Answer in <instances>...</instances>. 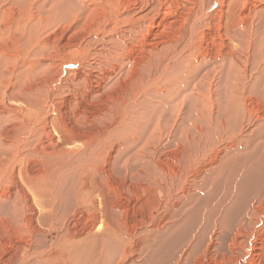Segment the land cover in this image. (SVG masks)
<instances>
[{
  "label": "bare ground",
  "instance_id": "obj_1",
  "mask_svg": "<svg viewBox=\"0 0 264 264\" xmlns=\"http://www.w3.org/2000/svg\"><path fill=\"white\" fill-rule=\"evenodd\" d=\"M170 2L159 0L153 7L172 16ZM183 11L170 20L176 25L170 36L142 44L134 72L122 81L126 87L109 103L118 104L126 131L141 139L145 129L157 134H150L149 144L128 132L135 145L141 144L139 156L127 141L119 158L125 142H109L113 127L75 136L68 135L71 124L57 128L50 99L54 76L72 59L68 62L67 54L58 59L56 74L57 58L53 62L41 53L61 48L80 51V58L91 40L97 54L114 55L118 70L123 33H136L140 26L134 6L120 10L116 0H0V264H264V0H193ZM54 25L63 39L74 30L78 35L55 41L49 32ZM110 75L103 71L101 79ZM107 107L92 109L85 122L105 117ZM40 134L48 139L45 148L39 146ZM158 146L171 159H158ZM155 157L149 168L133 162ZM101 158L105 167L99 168L95 161ZM25 159H42L46 166L47 205L40 200L35 173L23 172ZM106 169L111 179L102 180ZM225 170L231 174L220 176ZM64 182L66 194L58 189ZM61 200L69 203L66 211ZM143 203L148 209L142 210ZM154 209L163 213L150 230ZM144 211L146 216L140 215ZM133 213L138 223L130 218ZM102 242L111 243L112 257L94 253Z\"/></svg>",
  "mask_w": 264,
  "mask_h": 264
},
{
  "label": "rangeland",
  "instance_id": "obj_2",
  "mask_svg": "<svg viewBox=\"0 0 264 264\" xmlns=\"http://www.w3.org/2000/svg\"><path fill=\"white\" fill-rule=\"evenodd\" d=\"M136 1H138V2H136ZM144 1H146V0H116V4H118V7H119V9L121 10H129V9H132L133 8V6H134V8H135V13L136 14H139V16H137L138 18L136 19V21H137V23H136V25L139 23V25L140 26H138L137 28H134V30L136 31V33H130L129 31H127L126 30V32H127V34H126V32L124 31V33H123V37H126L125 38V40H124V44H121V45H118V48H119V46H120V48L118 49L119 51V55H121V57L120 56H116V58H117V60L119 61V64H121V65H119V68H117L118 70H116L115 69V67L113 66L114 64H115V57H114V55H111V56H109L108 55V53H105L106 52V50L104 51V52H102L101 54H97V52H96V50H95V44L96 43H94V42H92L91 40H89L88 42H90V44H89V50H84L82 53H83V55L84 56H82V55H80L79 54V57L80 58H77V52H79L80 53V51H67V50H65L64 49V52L61 50V48H56V49H53V52H52V55H51V52H45V53H41V56L43 57V56H45V57H43L44 59L45 58H52V60L54 59V61L53 62H55L56 61V58H57V61L55 62V64L57 65H55L56 67H57V69H56V67H55V72H56V74L58 73V68H59V63H58V59L59 60H62V59H65V57L66 58H69L68 59V62L72 59V61H70V63L68 64V66L66 65V66H64L63 67V71L64 72H61V74H60V76H54L53 74H52V76H54V77H56V81H55V84H54V86H53V94H52V97L50 98L51 100L53 99V103H54V105L56 106V112H54V114L52 115V117H54L55 118V125L57 126V128L59 129V130H65L68 126H71L72 125V127H73V129L68 133V135L69 136H75V135H78L79 133L80 134H86V133H88L87 131H92V130H94L96 127L97 128H106V127H113V129H115L114 130V133H113V135H112V139H111V141H109V142H112V141H114V143L115 144H119V143H122V141L123 142H125L124 144H122L121 145V149H119L118 150V152H117V154H116V156L117 157H119V156H123L124 155V151L126 150V148H128L127 147V145H129V148L134 144L133 143V141L129 138V135L127 134L128 132L132 135V137H134V138H137V140H148V138H149V136H150V134H151V136H153V138H155L156 136H157V134H155V133H152V131H151V133L149 132V131H147L146 129L145 130H143V132L145 133V138H143V139H141L140 138V135L141 134H139V133H136V131L135 132H133V131H131V130H128V131H126V129H123L124 127H125V124H124V121L122 122V120H120V118H119V114H118V110H119V108H118V104L116 105V107H115V105H114V103H113V105L111 106L109 103L112 101V100H115V99H117V97H118V95H120L121 94V92L124 90V88L126 87V86H123V80L125 81L126 80V78H127V75H128V72H130L129 70H131L132 72H134L133 70L135 69V65L136 64H138V62L137 61H139V58L142 56L141 54H143V51H144V46H146V44L148 43V42H153V40H156L157 38H158V40H160V41H163V39L165 38H167L168 36H170L173 32H174V30H175V24H172V22H173V20H174V17L173 16H175V15H177V16H181V15H183L184 14V11H183V8H184V6H187L188 4H190L193 0H162V2H166L167 3V1H171L170 2V4L173 2L175 5L173 6V3L171 4L172 6H171V8H172V12H171V14H172V16L171 15H169V13H167L166 11H165V9H164V11L166 12H164V11H162L163 9H161V10H157V8H155V7H153V5H155L156 3H157V1H159V0H148V4H149V6H148V8H145V2ZM180 1V2H179ZM184 1V2H183ZM142 2V3H141ZM178 2V3H177ZM182 2V3H181ZM188 4H187V3ZM125 3V4H124ZM183 6H181L180 4ZM124 4V5H123ZM127 4H129V5H127ZM131 4H132V6H131ZM152 4V5H151ZM141 6V7H140ZM176 6V7H175ZM177 6H178V8H177ZM180 6V7H179ZM144 7V8H143ZM154 8L152 11H150L149 12V9L150 8ZM125 8H127V9H125ZM143 10V12H142V10ZM145 10V11H144ZM180 10V11H179ZM148 11V12H147ZM141 12V13H140ZM154 12V13H153ZM162 12V14H161V16L162 17H160L159 15H157V14H159V13H161ZM164 12V13H163ZM153 13V14H152ZM175 13V14H174ZM151 14V15H150ZM165 14V16L166 17H164L163 15ZM167 14V15H166ZM142 15V16H141ZM157 15V16H156ZM148 16V17H147ZM159 16V17H158ZM177 16H175V18L177 17ZM142 17H144V18H142ZM153 17H155V18H153V20H152V18ZM166 18L164 21H163V19L164 18ZM170 17H172V18H170ZM142 18V19H141ZM146 18V19H145ZM157 18V19H156ZM162 18V19H161ZM168 18V19H167ZM159 19V20H158ZM144 20V21H143ZM172 22H171V21ZM142 21V22H141ZM159 21V22H158ZM161 21H163V22H161ZM165 21H167V22H165ZM170 22V23H169ZM145 24V25H144ZM154 24V25H153ZM55 25H58L57 23L55 24ZM54 25V27H52V28H50L49 29V32H51L50 34V36L55 40V41H58L59 39L58 38H60V39H62L63 40V42L65 41V40H67V38L69 37V35H70V38H68L69 40L70 39H72V37L74 38L75 36H76V33H77V31L76 30H74V33L73 32H67L66 33V38L65 39H63V37L61 36V33L58 31V27H56ZM135 25V26H136ZM143 25V26H142ZM171 25V26H170ZM174 25V26H173ZM126 26H127V28L129 27L130 29L132 28L131 27V24L129 23V21H127L126 22ZM147 27V28H146ZM126 28V29H127ZM140 28V29H139ZM145 28V29H144ZM159 29H160V31H159ZM162 29V30H161ZM53 32H52V31ZM139 30V31H138ZM149 30V31H148ZM166 30H167V33H166ZM83 32L81 33V34H83V36L85 37V39L87 38V35H85V30L83 29L82 30ZM154 31H155V33H154ZM168 31H169V33H168ZM59 32V33H58ZM151 33V35H150V33ZM162 32V33H161ZM55 33V34H54ZM57 33V34H56ZM87 34V33H86ZM160 34V35H159ZM168 34V35H167ZM73 35H75V36H73ZM77 35H78V33H77ZM127 35H129V36H127ZM133 35V36H132ZM155 36V35H157L156 36V38L155 37H152V36ZM164 35V36H163ZM68 36V37H67ZM81 36V35H80ZM131 36V37H130ZM146 36V37H145ZM148 36H150V37H152V38H150V37H148ZM133 38V39H132ZM139 38V39H138ZM141 38H142V40H141ZM144 38H146V39H144ZM160 38V39H159ZM162 38V39H161ZM128 39H130L129 41H128ZM132 39V40H131ZM135 39V40H134ZM153 39V40H152ZM164 39V40H165ZM138 40V41H137ZM158 40H156V41H154V42H159ZM133 41H134V44H133ZM144 41V42H143ZM147 41V42H146ZM136 42H137V44H136ZM146 42V43H145ZM145 43V44H144ZM132 46H131V45ZM144 46H143V45ZM207 44L209 45V41L207 42ZM123 46V47H122ZM134 47H136V48H134ZM144 47V48H143ZM94 48V49H93ZM131 49V50H130ZM133 49V50H132ZM135 49V50H134ZM136 49H139V51L138 50H136ZM55 50V51H54ZM60 52H59V51ZM122 50V51H121ZM124 50V51H123ZM143 50V51H142ZM130 51H132V52H130ZM54 52H55V54H54ZM62 52V53H61ZM88 52H89V54H88ZM123 52V53H122ZM134 52V53H133ZM141 52V53H140ZM59 53V54H58ZM91 53V54H90ZM93 53V54H92ZM122 53V54H121ZM124 53L126 54V55H124ZM132 53V54H131ZM64 54H67L66 56L64 55ZM73 54V55H72ZM76 54V55H75ZM131 54V55H130ZM47 55H49V56H47ZM55 55V56H54ZM88 55V56H87ZM94 55H95V57H94ZM135 57L136 55V60H135V58L133 57V56ZM47 56V57H46ZM65 56V57H64ZM101 56V57H100ZM129 56H131V57H129ZM56 57V58H55ZM71 57V58H70ZM97 57V58H96ZM104 57V58H103ZM123 57V58H122ZM43 58H41V60H43ZM50 58V59H51ZM106 58H108L109 59V61H107V59ZM138 58V59H137ZM76 59V60H75ZM78 59V60H77ZM80 59V60H79ZM91 59V60H90ZM98 59H100V61H98ZM131 59V60H130ZM77 61V62H75V61ZM103 60V61H102ZM111 60V61H110ZM122 60V61H121ZM128 60H130V62L128 61ZM132 60L134 61V62H132ZM86 61H89V63L87 62L86 63ZM113 61V62H112ZM60 62V61H59ZM92 62V63H91ZM111 62V63H110ZM126 62H129V63H126ZM84 63V64H83ZM86 63V64H85ZM92 65H91V64ZM88 64H89V66H88ZM101 64V65H100ZM104 64V65H103ZM108 66H107V65ZM127 64V65H126ZM79 65V66H78ZM81 65V66H80ZM83 65V66H82ZM128 65H130V66H128ZM88 66V67H87ZM102 66V67H101ZM110 66V67H109ZM45 67H46V65H45ZM80 67V68H79ZM81 67H82V69H81ZM86 67V68H85ZM90 67V68H89ZM105 67H107V69L105 68ZM129 67V68H128ZM48 68H49V66H48ZM65 68V69H64ZM72 68V69H71ZM122 68V69H121ZM133 68V69H132ZM90 71H89V70ZM128 69V70H127ZM77 70V71H76ZM79 70V71H78ZM82 70H83V74H82ZM88 70V71H87ZM97 73H96V72ZM103 71H108V72H110L111 73V75L110 76H106L105 78H103V80L101 79L102 78V74H103ZM55 72H54V74H55ZM78 72H80L79 73V75L80 76H78L77 74H78ZM90 72V73H89ZM92 72V73H91ZM64 73V74H63ZM73 73V74H72ZM89 73V74H88ZM84 74H86V75H84ZM88 74V75H87ZM92 74V75H91ZM113 74H114V77H113ZM124 74V75H123ZM83 75V76H82ZM94 75V76H93ZM118 75V76H117ZM120 75V76H119ZM71 76V77H70ZM76 76V77H75ZM88 76V77H87ZM123 76V77H122ZM69 77H70V79L71 80H73V82H75V83H72V81L71 80H69ZM75 77V78H74ZM80 77H84V79H79ZM92 77V78H91ZM117 77V78H116ZM63 81H61L60 79ZM76 78H78V79H76ZM91 78V79H90ZM108 78V79H107ZM122 78H124V79H122ZM66 79V80H65ZM88 79L90 80V81H88ZM95 79H97V80H95ZM116 79V80H115ZM65 80V81H64ZM75 80V81H74ZM82 81V83H80L81 81ZM83 80H84V82H83ZM92 80H95V81H92ZM108 80L110 81V82H108ZM112 80V81H111ZM118 80V81H117ZM71 81V82H70ZM77 81V82H76ZM91 81H92V84H91ZM104 81V82H103ZM58 82V83H57ZM61 84H60V83ZM68 82V83H67ZM79 82V83H78ZM88 82V83H87ZM98 82V83H97ZM109 83V84H106V83ZM66 85H65V84ZM72 83V84H71ZM97 83V84H96ZM69 84V85H68ZM71 84V85H70ZM86 84V85H85ZM93 84H95V85H93ZM100 84V85H99ZM104 84V85H103ZM113 84H114V86H113ZM56 85V86H55ZM58 85H60V86H58ZM79 85V86H78ZM82 85L84 86L83 88L84 89H81L82 88ZM87 85H89V86H87ZM99 85V86H98ZM106 85V86H105ZM62 86H63V89H62ZM65 86H66V88H65ZM74 86H75V88H74ZM86 86V87H85ZM96 86V87H95ZM100 86H101V88H100ZM104 88H103V87ZM121 86V87H120ZM57 87V88H56ZM117 87V88H116ZM119 87V88H118ZM68 88V90H66ZM86 88V89H85ZM103 88V89H102ZM109 90H108V89ZM57 89V90H56ZM65 89V90H64ZM73 89V90H72ZM88 89H90V90H88ZM102 89V90H101ZM113 89V90H112ZM77 92H76V91ZM96 90L97 91H99L100 92V97L99 96H97L95 93H96ZM55 91V92H54ZM66 91H67V93L68 94H66ZM82 91V92H81ZM88 91V92H87ZM95 93H94V92ZM61 92H63V93H61ZM94 93V94H92V93ZM103 92V93H102ZM116 92L118 93V94H116ZM70 93H73V94H70ZM76 93H78V94H76ZM58 94V95H57ZM61 94V95H60ZM65 94V95H64ZM116 94V95H115ZM64 95V96H63ZM70 95V96H69ZM74 95V96H73ZM79 95H81L82 97H80ZM87 95H88V97H87ZM102 95H105V96H102ZM61 96V97H60ZM63 96V97H62ZM67 98H66V97ZM59 97V98H58ZM78 97H79V99H78ZM91 97V98H90ZM94 97V98H93ZM112 97V98H111ZM72 98V99H71ZM88 98V99H87ZM100 98V99H99ZM68 101H67V100ZM78 101H77V100ZM82 99V100H81ZM87 99V100H86ZM103 99H105V100H103ZM59 100H63V101H59ZM74 101V102H72V101ZM98 100V101H97ZM109 100V101H108ZM65 101V102H64ZM67 101V102H66ZM70 101V102H69ZM88 101V102H87ZM90 101H92V102H90ZM56 102V103H55ZM79 102H80V104H79ZM102 102H103V104H102ZM85 103V104H84ZM90 103V104H89ZM95 103V104H94ZM97 103H98V105H97ZM100 103H101V105H100ZM74 104V105H73ZM94 106H93V105ZM106 104V105H105ZM59 107H58V106ZM68 105V106H67ZM87 105V106H86ZM103 105V106H102ZM40 106H41V109H43V105H42V103L40 102ZM66 106V107H65ZM78 106V107H77ZM92 106V107H91ZM106 106H108L107 108H108V111L110 110V113H105L106 114V118L105 117H103V118H100L99 120H92V122L90 121H86L85 122V117H87V116H89V115H91V114H93V113H95L96 111H99L100 109H103V108H106ZM65 107V108H64ZM88 107L90 108H92L93 109V113H91L92 111V109L91 110H89L88 109ZM57 108H59V110L57 109ZM63 108V109H62ZM89 110V111H87V110ZM62 110V111H61ZM95 110V111H94ZM117 110V111H116ZM64 111V112H63ZM69 111V112H68ZM77 111L79 112V111H82V116L80 117V118H78L76 115H77ZM115 112V113H114ZM60 113V114H59ZM62 114V115H61ZM75 114V115H74ZM113 114V115H112ZM66 115V116H65ZM71 115V116H70ZM110 115V116H109ZM73 116H74V118H73ZM114 116H115V118H114ZM109 117V118H108ZM117 117V118H116ZM67 118V119H66ZM58 119V120H57ZM78 119V120H77ZM106 119V120H105ZM109 119H111V120H109ZM63 120V121H62ZM75 120H77V121H75ZM80 120V121H79ZM120 120V121H119ZM60 121V122H59ZM69 123H68V122ZM84 123H83V122ZM79 122H81L82 124H80ZM116 122V123H115ZM89 123V124H88ZM102 123H104L103 125H102ZM108 123H110L109 125H111V126H108ZM63 124V125H62ZM66 124H67V126H66ZM71 124V125H70ZM99 124V125H98ZM74 125V126H73ZM87 125V126H86ZM89 125V126H88ZM98 125V126H97ZM114 125V126H113ZM60 126H62V127H60ZM105 126V127H104ZM76 129V130H75ZM112 128H111V130H113ZM87 130V131H86ZM121 130H122V132H121ZM125 130V131H124ZM51 131V130H50ZM53 132H55L54 130H52ZM52 131H51V135H52V137L54 138V140L55 141H57V135L56 134H53L52 133ZM76 131V132H75ZM89 131V132H90ZM78 132V133H77ZM124 132H126V133H124ZM137 132H140V130L139 131H137ZM142 132V134H144ZM120 134H123V135H120ZM125 134V135H124ZM117 136V137H116ZM124 139H123V138ZM128 137V138H127ZM143 137V136H142ZM117 139H119V140H117ZM120 139H121V141H120ZM150 139H152V138H150ZM148 140L149 142V144H152L151 142V140ZM43 140V141H42ZM47 143H46V142ZM128 141V142H127ZM129 141H131V142H129ZM126 142L128 143L127 145H126ZM134 142H135V140H134ZM48 145V139L45 137V136H43V134H40V144H39V146L40 147H46ZM141 144H138V145H133L131 148H134L133 149V153L134 154H136L137 156H139L138 155V151H139V149H140V146ZM124 146V148H122ZM113 147V146H112ZM116 147H118V146H116ZM159 147V146H158ZM114 149H115V146L113 147ZM117 149V148H116ZM122 149H123V151H122ZM173 149V148H172ZM172 149H170V150H172ZM121 150V151H120ZM162 151V152H161ZM116 152V151H115ZM121 152H123V153H121ZM104 154H107V149L106 150H104L103 151V156H102V158L104 159V157H106V155H104ZM157 155L158 156H156L158 159H161L162 160V162H164V161H166V159H171V157H167V152H163V149H160V147H159V149H158V152H157ZM116 157V158H117ZM154 158V159H133V162H135L137 165H144V166H147V168H149V166L150 165H148V163H153L157 158ZM98 159V160H96L95 161V163H98V166H99V168L100 167H105V165H104V161L105 160H103V159ZM120 158V157H119ZM30 160V161H29ZM161 162V161H160ZM103 163V164H102ZM22 167L24 168V173H29L30 171H33L34 173H35V176H36V181L38 182L37 184H38V187H39V190L37 191V192H41L42 194H43V197L40 199L41 200V202L44 204V205H47L48 203H49V193H48V186H49V184H48V181L46 180V179H44L45 178V173H46V166H45V164H44V162H43V160L42 159H39V160H33V159H25L24 161H23V164H22ZM215 169H216V171L217 170H219L220 168L217 166V167H215ZM25 171H27V172H25ZM40 171V172H39ZM157 171H158V169H156V168H154V167H152V169H151V173L152 174H156L157 173ZM214 171V170H213ZM107 172V173H106ZM109 173V174H108ZM211 173H213V172H211ZM229 174H231V172L229 173V171L227 170H225L220 176H224V177H226V176H229ZM106 175V176H105ZM107 176H109L110 178L109 179H111V174H110V172L106 169V170H104V173L102 174V175H100V178H102V180H104V179H106V177ZM233 176H235V175H233ZM105 177V178H104ZM113 177H114V180L117 182V180L118 179H116V174H114L113 175ZM236 177V176H235ZM119 182V181H118ZM117 182V183H118ZM44 183V184H43ZM9 184V183H8ZM61 185V186H60ZM67 186V187H66ZM9 187H10V185H9ZM219 188H222V187H219ZM25 189V191L27 192V194L29 195V197L31 198V200H32V202H33V197H32V195H31V193L28 191V189L25 187L24 188ZM58 189H59V191L61 192V193H63V194H66V192L68 191V189H69V183H66V182H64V183H60L59 184V186H58ZM43 190V191H42ZM43 192H45V193H43ZM48 193V194H47ZM63 196V195H62ZM65 204H69V203H65V201L64 200H61V205H62V209H64V207H65ZM37 202H35V204H34V206H35V208H36V210L38 209L37 208ZM142 206H144V203L142 204ZM146 206H144L143 208H142V210H145V209H148V208H145ZM139 208V207H138ZM63 211H66L65 209L63 210ZM137 212V211H136ZM157 212H158V214H157ZM145 211L144 212H142V213H140V215L142 214V216H146L145 214H147V213H145ZM149 213L150 214H152V216L153 217H151L150 218V226H149V228H150V230H151V227L154 225V223L156 222L155 221V218H156V220L158 219H160V217H161V214L163 213V211L162 210H159V211H157V210H155L154 209V211L153 210H150L149 211ZM132 216L134 217V218H132ZM160 216V217H159ZM130 218L132 219V221L134 222V223H138V222H136L139 218H138V216L137 215H135V213H133L131 216H130ZM138 218V219H137ZM135 219V220H134ZM154 219V220H153ZM153 220V221H152ZM153 223V224H152ZM61 224H62V222H61ZM37 226L38 227H41L43 230H45V232H46V230H47V227H45V229H44V226H42V223H38L37 224ZM50 238L51 239H54V238H56V234H55V232H53L52 234H51V236H50ZM49 238V239H50ZM140 239V238H139ZM103 244L101 245V244H99L100 246H101V249L100 248H98L97 247V249H96V251L94 250V253H99V254H101L102 256H109L110 255V257H112L113 255V252H114V250H113V246L111 245V243H107L106 242V244H104V242H102ZM108 246V247H107ZM104 250V251H103ZM108 250V251H107ZM109 250H110V252H109ZM83 256H85V255H83ZM79 258H81L80 256H78V259H77V262H78V260H79ZM83 262H81V263H78V264H82ZM74 264V263H73Z\"/></svg>",
  "mask_w": 264,
  "mask_h": 264
}]
</instances>
